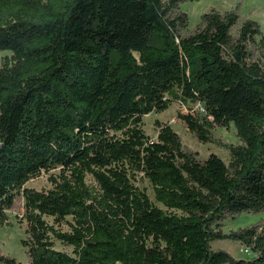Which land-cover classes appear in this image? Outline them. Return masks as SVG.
I'll return each instance as SVG.
<instances>
[{
    "label": "trees",
    "instance_id": "16d2710c",
    "mask_svg": "<svg viewBox=\"0 0 264 264\" xmlns=\"http://www.w3.org/2000/svg\"><path fill=\"white\" fill-rule=\"evenodd\" d=\"M186 1L0 0V227L22 199L29 264H264V220L223 230L264 212V33L239 3L186 33ZM173 102L227 162L166 123L148 137L143 116ZM230 126L238 144L212 135ZM54 169L52 188L24 186Z\"/></svg>",
    "mask_w": 264,
    "mask_h": 264
},
{
    "label": "rangeland",
    "instance_id": "374dc122",
    "mask_svg": "<svg viewBox=\"0 0 264 264\" xmlns=\"http://www.w3.org/2000/svg\"><path fill=\"white\" fill-rule=\"evenodd\" d=\"M236 3L240 4V14L258 21L261 30L264 33V0H188L183 2L180 4L179 9L187 15V24L185 25L186 33L193 30L199 22L201 14L204 12H207L211 8L224 11L233 7ZM250 9L252 11L249 13ZM8 55H10L8 51H0V64L4 56ZM188 111L189 110L186 109L185 106L173 102L172 105L163 112H152L144 115L142 119L143 129L150 139L155 140L157 136V126L155 122L166 123L180 136L183 145L196 151L200 159H205L210 153H214L227 162L228 153L225 150L217 147L213 143H200L196 137L188 131L182 120L178 118V113H186ZM212 135L224 142L232 144L239 143V139L233 126H230L229 129L214 127ZM58 172V169H54L50 173L42 171L39 176L28 180L24 186L35 190L50 189L52 188V183L49 180V176H56ZM87 179L88 182H92L89 175L87 176ZM143 187H145L150 199L154 200L151 184L148 181H144ZM20 194L21 191L15 193V195ZM157 205L160 206L159 203H157ZM8 215L11 225L0 227V252L4 255L14 257L21 264H29L25 255V249L20 243V241L26 237V229L29 224V209L24 205L22 199H19L16 208L8 211ZM46 220L49 221L50 224L53 223L51 217H46ZM258 220H264V212L258 215L243 213L235 220H226L223 223V230L227 232L238 227H244ZM54 226L62 231L67 230V225L65 223L54 224ZM55 245L56 249L68 252L71 251L70 246L63 245L59 241H55ZM212 245L214 248L227 250L235 257L246 258L250 256V254L243 251L242 246L239 243L234 241H216Z\"/></svg>",
    "mask_w": 264,
    "mask_h": 264
},
{
    "label": "built area",
    "instance_id": "2783aa9c",
    "mask_svg": "<svg viewBox=\"0 0 264 264\" xmlns=\"http://www.w3.org/2000/svg\"><path fill=\"white\" fill-rule=\"evenodd\" d=\"M245 253H249V250L247 248H242Z\"/></svg>",
    "mask_w": 264,
    "mask_h": 264
}]
</instances>
